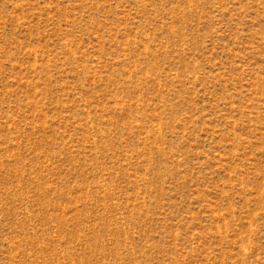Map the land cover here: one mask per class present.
Listing matches in <instances>:
<instances>
[{
  "label": "rangeland",
  "instance_id": "1",
  "mask_svg": "<svg viewBox=\"0 0 264 264\" xmlns=\"http://www.w3.org/2000/svg\"><path fill=\"white\" fill-rule=\"evenodd\" d=\"M0 264H264V0H0Z\"/></svg>",
  "mask_w": 264,
  "mask_h": 264
}]
</instances>
